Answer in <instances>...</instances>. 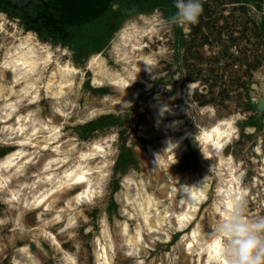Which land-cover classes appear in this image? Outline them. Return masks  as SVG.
<instances>
[{"label": "rangeland", "instance_id": "obj_1", "mask_svg": "<svg viewBox=\"0 0 264 264\" xmlns=\"http://www.w3.org/2000/svg\"><path fill=\"white\" fill-rule=\"evenodd\" d=\"M114 3L116 10L112 9ZM202 4L204 11L197 24L165 29V40H150L148 51L167 49L152 70L135 69L132 54L129 62L123 61L124 67L110 59L111 67L136 73L138 83H132L131 90L139 91V97L123 107L117 104L119 91L95 89L87 57L111 43L109 35L123 16L158 8L166 19L175 12L173 0H0V9L19 25L36 30L42 40L61 41L72 47L82 68L74 91L55 100L43 98L34 107L35 116L44 114L48 120L61 121L64 143L75 138L82 149L96 139L113 135L107 150L116 155L107 178L101 182L100 196L93 205L74 211L69 205L74 193L65 192L41 217L32 212L18 214L19 206L12 212V205L6 202L7 190H0V264H27L28 258H35L36 264H64L65 252L73 254L77 264H95L94 243L97 238L106 242L108 234L114 243L109 248L113 264H193L190 259L194 256L185 250L184 233L177 231L171 215L176 202L164 194L165 180L169 175L190 173L211 181L208 200L194 224H200L201 233L209 238L219 218L212 214L218 197V169L214 164L218 158L204 159L203 149L192 134L183 142L178 164H167L155 140L159 132L152 105L159 100L169 99L182 109L183 115L175 120L179 129L168 128L175 136L184 128L201 127L209 116L201 110L203 106L212 105L216 117L239 114V136L224 153L233 156L237 168L244 169L243 183L250 190L244 207L246 216L264 217V173L258 168L264 154V0H202ZM1 76L6 83L7 77ZM2 125L0 119V158L17 142ZM248 127H254V132L247 133ZM48 155L49 150L38 153L35 163L28 165L22 176H13L10 183L43 172L40 164ZM76 158V153L70 155L71 160ZM127 192L137 193L140 200L145 194L152 195L155 205L149 216L154 225L144 223ZM21 194L30 197L32 189L26 187ZM60 206L64 207L62 219L54 224L50 215ZM166 208L171 209L168 218L156 224L154 217ZM73 216L76 218L69 224ZM123 223L128 225L126 233L120 231ZM45 227L55 234V246L44 234ZM138 229L142 231L139 243L125 240ZM25 243L28 253L20 249Z\"/></svg>", "mask_w": 264, "mask_h": 264}, {"label": "bare ground", "instance_id": "obj_2", "mask_svg": "<svg viewBox=\"0 0 264 264\" xmlns=\"http://www.w3.org/2000/svg\"><path fill=\"white\" fill-rule=\"evenodd\" d=\"M165 20L158 8L134 12L127 16L114 32L111 43L100 50L91 51L87 57V64L88 69L94 73L92 81L95 89L119 91L121 96L118 106L132 105L139 97V91L131 90V84L138 83L136 73L125 72V68L118 70L111 67L109 61L111 59L120 67H124L123 61L132 54L135 69L141 72L152 70L158 63L159 56L167 53L164 47L158 52L147 50L150 47V40H165L162 34L168 29ZM0 49V75L8 79L6 83L0 79V111L3 113L0 115L3 124L1 128L10 131L17 138L15 145L0 158V190H7L6 202L12 205V212L14 207L19 206L18 214L32 212L38 217L49 211L55 199L65 192L74 193L69 204L73 211L80 206L93 205L100 196L101 182L107 178L111 165L116 160V155H111V149L107 150V145L114 141L112 138L114 136L96 139L82 149L78 147V139L70 138L64 143L65 140L60 136L61 121L48 120L44 114L39 116L34 114V107L41 104L43 98L59 99L76 88L82 68L74 58L75 50L61 42L42 40L38 32L25 25H19L1 10ZM192 86L196 87V84L193 83ZM23 105L25 108L21 109ZM152 107L154 123L159 132V137L155 140L161 145L167 164L174 166L178 164L183 142L192 134L203 149L204 159L218 158L214 161L218 169V197L213 205L212 214L216 217L220 214L229 215L237 203V198H240L245 207L250 190L243 183L244 169L237 168L239 165L234 164L233 156L224 153L229 148L231 150L233 140L239 136L237 125L239 114L216 117L212 105L203 106L201 110L207 112L209 116L200 123L201 127L184 128L180 135L175 136L168 132V128L179 129L177 125L179 121L175 120L183 115L181 107L173 105L169 99L159 100ZM169 118L171 121H167ZM253 132L254 127L247 128V133ZM63 143L66 146L65 150ZM151 149L159 154L157 149H153L152 146ZM46 150H49V155L40 164V170L43 172L33 175V178L10 183L13 176H22L26 167L35 163L38 153ZM72 153L77 154L75 160L70 159ZM259 165V171L264 173V154ZM128 178L133 180L132 176ZM165 181L164 194L176 202V209L171 214L176 229L180 234L184 233L182 239L185 241V250L194 256L190 260L193 264H225L222 255L224 245L221 239L215 236L204 237L200 231V224L194 226L197 223L195 220L197 213L208 200L207 193L211 181L190 173L184 176L169 175ZM42 182L43 185L40 186ZM26 187L32 189V195L24 198L21 192ZM127 194L131 205L140 214L144 223L150 227L154 225L149 216L152 206L155 205L152 195L145 194L140 200L135 192ZM63 209L64 207L60 206L50 215L54 224H60L62 219L60 213ZM80 212L82 211L77 213ZM170 212L171 209L166 208L161 215L154 217L155 223L165 221ZM83 216L86 217L84 214ZM75 218L70 217L69 224H72ZM194 220L195 222L191 224ZM47 223L49 225L48 221ZM127 230L128 225L123 223L120 231L126 233ZM43 232L49 236L48 241H51V245L55 246L53 244L57 243L55 234L47 227ZM141 237L142 231L138 229L134 234L126 235L125 240L139 243ZM94 244L95 264H113L109 251L114 244L111 235H107L106 242L97 238ZM20 249L28 253V244L25 243ZM64 254V264H77L73 254L68 252ZM27 262L36 264L35 258H28Z\"/></svg>", "mask_w": 264, "mask_h": 264}, {"label": "clouds", "instance_id": "obj_3", "mask_svg": "<svg viewBox=\"0 0 264 264\" xmlns=\"http://www.w3.org/2000/svg\"><path fill=\"white\" fill-rule=\"evenodd\" d=\"M173 7L175 12L164 22L168 28L197 24L204 11L202 0H173ZM112 9H117L115 3ZM212 235L224 245L225 264H264V217L248 218L240 198L229 215L220 214Z\"/></svg>", "mask_w": 264, "mask_h": 264}, {"label": "trees", "instance_id": "obj_4", "mask_svg": "<svg viewBox=\"0 0 264 264\" xmlns=\"http://www.w3.org/2000/svg\"><path fill=\"white\" fill-rule=\"evenodd\" d=\"M105 1L107 2L108 0H100V2L101 3H105ZM109 3V2H108ZM106 6H108V4L106 5ZM154 8H151V9H149V10H147V11H151V10H153ZM156 9V8H155ZM1 10V9H0ZM2 11V10H1ZM3 12V11H2ZM100 12H102L103 13V11H100ZM141 12V11H140ZM5 13V12H4ZM130 15V14H129ZM129 15H127V16H129ZM126 15L125 16H123L122 17V19L124 20L126 17H127ZM122 19H120V21L116 24V27L113 29V31H112V33L113 32H115L120 26L119 25H121L122 24V22H123V20ZM122 21V22H121ZM121 23V24H120ZM119 26V27H118ZM29 29H31V28H29ZM31 30H34V29H31ZM36 31V30H35ZM37 32V31H36ZM112 33H110V35H109V37L111 36H113V34ZM110 37V38H111ZM109 39V38H108ZM45 41H47V40H45ZM58 42H61V41H58ZM62 43V42H61ZM64 44V43H63ZM66 45V44H65ZM100 50V49H99ZM93 51H96V50H93Z\"/></svg>", "mask_w": 264, "mask_h": 264}]
</instances>
